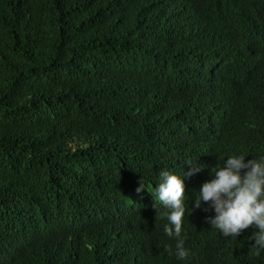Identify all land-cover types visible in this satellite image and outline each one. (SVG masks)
Returning <instances> with one entry per match:
<instances>
[{"label":"trees","instance_id":"obj_1","mask_svg":"<svg viewBox=\"0 0 264 264\" xmlns=\"http://www.w3.org/2000/svg\"><path fill=\"white\" fill-rule=\"evenodd\" d=\"M237 152L264 156V0H0V264H264L193 207ZM196 160L182 261L149 191Z\"/></svg>","mask_w":264,"mask_h":264},{"label":"clouds","instance_id":"obj_2","mask_svg":"<svg viewBox=\"0 0 264 264\" xmlns=\"http://www.w3.org/2000/svg\"><path fill=\"white\" fill-rule=\"evenodd\" d=\"M245 156L243 152L228 155L219 166L211 169L209 179L195 192L193 207L199 208L205 203L214 213L206 217V222L223 237L235 240L243 230L254 228V254L259 256L264 251V156L248 160ZM185 164L190 167L182 174L160 170L158 183L148 190L165 209L163 231L169 238H176L175 256L182 261L190 256L182 236L187 197L183 178L204 167L197 160ZM142 189L145 185L140 182L136 191Z\"/></svg>","mask_w":264,"mask_h":264}]
</instances>
